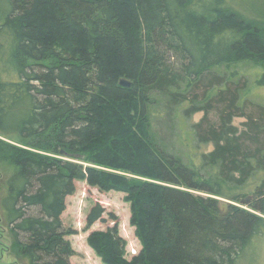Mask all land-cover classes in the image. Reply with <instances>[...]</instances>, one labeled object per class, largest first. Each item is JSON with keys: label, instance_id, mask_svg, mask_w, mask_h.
<instances>
[{"label": "trees", "instance_id": "trees-1", "mask_svg": "<svg viewBox=\"0 0 264 264\" xmlns=\"http://www.w3.org/2000/svg\"><path fill=\"white\" fill-rule=\"evenodd\" d=\"M246 1L0 0V216L18 262L72 264L76 180L131 205L142 249L126 258L109 215L88 238L105 264H237L264 238V107L248 112L238 71L264 72V14ZM201 113L194 141L213 150L185 163L161 131Z\"/></svg>", "mask_w": 264, "mask_h": 264}, {"label": "rangeland", "instance_id": "rangeland-1", "mask_svg": "<svg viewBox=\"0 0 264 264\" xmlns=\"http://www.w3.org/2000/svg\"><path fill=\"white\" fill-rule=\"evenodd\" d=\"M236 1L235 4H240L238 2L240 0ZM235 4L234 7L240 12H244L248 16L251 15V13L248 14L249 12L245 7H236ZM245 4L247 7L254 5L256 10L258 9L264 14V0H248ZM233 70L235 71V69ZM238 71L244 76L243 80L248 82L247 90L249 89V91L246 92L245 104L248 107V112L253 114V112H256V106L262 105L264 107V82H258L262 79L264 72L260 68H255L252 65L242 66ZM202 116L203 113L196 114L189 120L178 117L172 125L173 132L171 131V133H167L168 135H164L163 131H161V136L164 138L168 136V138H165V142L169 143L174 152L180 155L185 163L192 162L193 164L199 165L202 153H208L213 150L212 145L198 147L196 141H194L191 125L200 122L203 118ZM245 122L246 119L236 118L233 125L242 131L244 130L243 124ZM6 140L16 145V141ZM84 166L86 167L88 165L86 164ZM1 178L2 176L0 177V198L4 194L3 189L5 186ZM263 178L264 172L258 174L253 179L251 183L253 189L259 186ZM75 187V195L66 199L67 209L62 215L64 227L72 229L75 232L74 235L66 238L70 241L71 248L74 251V256L71 257L70 262L72 264H105L98 257L95 250L89 246L88 238L95 232H105L109 228H112L114 223L109 219V215L112 214L117 218L120 237L127 243L126 258L131 259V257L136 256L142 248L138 237L135 235V228L130 224L132 218L131 205L124 201L125 194L99 191L84 180H76ZM247 196L249 197L251 195L248 194ZM221 201L224 200L221 199ZM224 203L228 204L226 201ZM97 205H101L105 209L104 220L87 228L86 222L89 216L88 214ZM237 207H241L250 212L253 211L242 204L237 205ZM261 217L263 218L264 215ZM253 243L252 247H248L243 252V256L237 264H264V238ZM11 245L9 231L5 228L0 216V264H22L18 262L17 254Z\"/></svg>", "mask_w": 264, "mask_h": 264}, {"label": "water", "instance_id": "water-1", "mask_svg": "<svg viewBox=\"0 0 264 264\" xmlns=\"http://www.w3.org/2000/svg\"><path fill=\"white\" fill-rule=\"evenodd\" d=\"M120 85L123 86V87H126V88H130V87H131L130 83H128V82L125 81V80H122V81L120 82ZM251 202H252V198H248V199L243 200V201H242V204H243V205H250Z\"/></svg>", "mask_w": 264, "mask_h": 264}]
</instances>
